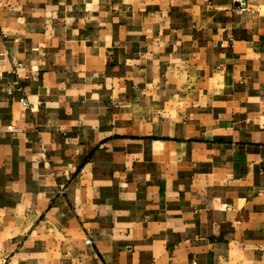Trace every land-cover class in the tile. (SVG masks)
Returning a JSON list of instances; mask_svg holds the SVG:
<instances>
[{"label": "crops", "instance_id": "crops-1", "mask_svg": "<svg viewBox=\"0 0 264 264\" xmlns=\"http://www.w3.org/2000/svg\"><path fill=\"white\" fill-rule=\"evenodd\" d=\"M0 264H264V0H0Z\"/></svg>", "mask_w": 264, "mask_h": 264}, {"label": "built area", "instance_id": "built-area-1", "mask_svg": "<svg viewBox=\"0 0 264 264\" xmlns=\"http://www.w3.org/2000/svg\"><path fill=\"white\" fill-rule=\"evenodd\" d=\"M235 2L238 4V8L239 9H244L247 6V0H235ZM21 102H22V104L24 106H27L28 105V103H27V101H26L25 98L21 99ZM87 243L89 244L90 241H87Z\"/></svg>", "mask_w": 264, "mask_h": 264}]
</instances>
